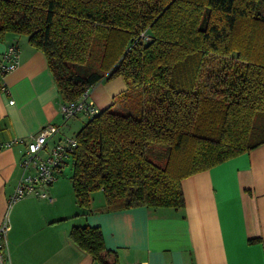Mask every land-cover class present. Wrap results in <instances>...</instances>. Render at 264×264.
Masks as SVG:
<instances>
[{"label": "trees", "instance_id": "1", "mask_svg": "<svg viewBox=\"0 0 264 264\" xmlns=\"http://www.w3.org/2000/svg\"><path fill=\"white\" fill-rule=\"evenodd\" d=\"M15 36L43 52L64 103L102 81L127 86L124 106L85 116L74 135L80 208L96 191L101 210L181 208L184 178L264 144V0H0V40ZM69 239L119 264L98 227Z\"/></svg>", "mask_w": 264, "mask_h": 264}, {"label": "crops", "instance_id": "2", "mask_svg": "<svg viewBox=\"0 0 264 264\" xmlns=\"http://www.w3.org/2000/svg\"><path fill=\"white\" fill-rule=\"evenodd\" d=\"M11 43L18 47V65L4 77L7 92L0 93V145L11 143L0 149V226L5 221L9 228L10 264H96L69 239L73 227L83 226L101 230L119 264H264V144L184 178V206L177 209L101 210V191L91 193L83 209L62 175L46 189L52 202L26 196L9 204L27 143L54 125L50 147L62 124V101L43 52L15 36L0 40V53ZM126 88L121 77L102 81L88 99L99 111L114 109ZM82 126L70 129L75 135Z\"/></svg>", "mask_w": 264, "mask_h": 264}, {"label": "built area", "instance_id": "3", "mask_svg": "<svg viewBox=\"0 0 264 264\" xmlns=\"http://www.w3.org/2000/svg\"><path fill=\"white\" fill-rule=\"evenodd\" d=\"M18 65V47L16 44H8L5 51L0 53V93H6L4 77L14 70ZM90 89H86L81 96L70 102H62L59 105V112L63 122L81 113L86 117L97 114L98 109L90 104L88 96ZM10 101L9 103H12ZM58 128L54 125L44 126L38 135L31 138L26 145V150L19 160L21 177L14 189L13 194L8 198L12 204L23 197L34 196L52 202L47 194V188L54 183L62 173L67 156L72 155L77 141L74 137H60L49 147V140L55 136ZM11 143L0 145V149ZM45 153L46 156L41 154ZM8 225L0 226V264H10L7 248Z\"/></svg>", "mask_w": 264, "mask_h": 264}, {"label": "rangeland", "instance_id": "4", "mask_svg": "<svg viewBox=\"0 0 264 264\" xmlns=\"http://www.w3.org/2000/svg\"><path fill=\"white\" fill-rule=\"evenodd\" d=\"M115 104H121L122 106L125 105V102L123 101V98L122 97H117L115 100ZM123 101V103H121ZM140 101H141V97H140V90L137 86H133L132 87V94H131V97L129 98V106L133 108L132 112L133 114H136L139 110L138 106L140 104ZM89 102H90V99H89ZM99 111V110H98ZM123 112V111H121ZM126 112V111H124ZM129 112V111H127ZM76 118V119H75ZM75 118H70L67 122L68 124H66L67 122H63L62 121V124H61V129H60V135L62 138H72L74 137V132L71 131L70 127L76 125V124H79V126L83 125V123L86 122V117L79 113L75 116ZM77 122L74 123L75 120ZM74 123V124H73ZM260 127L261 128H264V120H261L260 121ZM75 130V129H74ZM65 164H64V167L62 169L63 171V175H62V179H66L67 181H70V177L72 175V155H69L66 157L65 159Z\"/></svg>", "mask_w": 264, "mask_h": 264}]
</instances>
